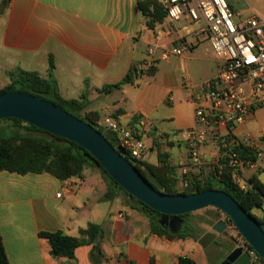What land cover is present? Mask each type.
Segmentation results:
<instances>
[{"label": "crops", "instance_id": "obj_1", "mask_svg": "<svg viewBox=\"0 0 264 264\" xmlns=\"http://www.w3.org/2000/svg\"><path fill=\"white\" fill-rule=\"evenodd\" d=\"M137 2L0 0V89L10 83V72L24 70L43 78H49L51 72L63 98L84 97V113H95L99 121L111 118L141 130L147 145L141 161L158 165L160 155H166L168 164L177 168L180 186L195 177L205 180L212 171L208 167L219 163V139L208 137L200 150L201 162L196 163L191 156L189 136L194 126L193 114L183 116L177 111L171 119L174 127L166 131L151 117L155 109L143 106L147 90L142 86L147 83V75H157L156 62L154 73L149 71L120 88H112L138 63L149 58L150 47L159 46L154 57L157 61L176 44L178 36L185 37L192 52L199 37L206 34L199 33L202 24L174 23L168 17L152 29ZM228 2L242 17L256 14L264 19L263 11L244 16ZM158 51L160 58L156 56ZM191 94L181 103L192 105ZM100 102L104 105L98 107ZM130 105L132 111L126 109ZM259 111L254 118L233 128L239 139L248 135L264 138ZM258 165L263 169L261 162ZM90 175L88 178L83 173L82 177L61 181L47 173L0 172V234L10 264H179L180 257H189L199 264L198 258L204 255L199 241L169 240L153 234L148 218L130 208L127 199L118 196L103 200L107 191L104 180L94 173ZM252 176L264 183V172L256 168L242 169L236 182L245 186ZM256 215L264 217V207ZM90 224L103 229L99 253L95 243H87L77 248L72 259L56 258L48 240L40 236L41 232L62 231L79 237L80 230Z\"/></svg>", "mask_w": 264, "mask_h": 264}, {"label": "trees", "instance_id": "obj_2", "mask_svg": "<svg viewBox=\"0 0 264 264\" xmlns=\"http://www.w3.org/2000/svg\"><path fill=\"white\" fill-rule=\"evenodd\" d=\"M137 7L147 19V26L154 28L157 23H162L167 17V11L159 0H138ZM54 69V63L50 60V71ZM151 74L155 69L150 70ZM10 83L0 89L4 92H25L40 99L56 104L73 114L74 116L91 124L101 132L108 141L116 147V136L114 133L106 134L103 128L98 127L99 121L95 113H84L87 102L84 97L80 100H67L59 92L57 81L51 76L43 78L35 72L17 70L9 73ZM131 71L120 84L112 88H120L124 83L132 82ZM111 88V87H110ZM6 121L7 125L0 128V172L8 171L19 175L47 173L53 177L68 181L73 177H82L88 166L97 167L102 172L107 184V191L103 200L110 201L118 196L129 198L130 208L137 210L149 220L150 230L153 234L166 236L169 240L192 238L199 241L190 216L186 213L180 217L183 219L181 229L173 233L167 225H162L160 219L162 214L126 192L116 183L105 171V169L93 158V156L81 146L66 138H62L44 132L38 135L36 126L28 124L17 118L0 119ZM236 152L247 156L249 151L243 147H236ZM218 165L210 172L205 180L198 178L189 179L180 186L177 168L168 164L167 156L160 155L159 164L151 165L141 160H135L134 166L141 172L158 191L172 195H188L199 193L205 190H221L231 195L244 209L256 219L264 230V217L256 215V212L264 207V183L256 176L247 180L245 187H242L234 179L235 168L230 164L228 156L222 151ZM130 159L129 157H127ZM186 184V185H185ZM228 223L234 225L228 218ZM40 236L47 239L51 246V254L56 257L74 258L78 247L95 243V251L100 249L98 242L103 236V229L100 225L90 224L86 229H81L79 237H72L62 231L41 232ZM258 255V254H257ZM259 256V255H258ZM262 264L263 259L259 256ZM0 264H10L3 239L0 234ZM179 264H197L189 257H180Z\"/></svg>", "mask_w": 264, "mask_h": 264}, {"label": "built area", "instance_id": "obj_3", "mask_svg": "<svg viewBox=\"0 0 264 264\" xmlns=\"http://www.w3.org/2000/svg\"><path fill=\"white\" fill-rule=\"evenodd\" d=\"M163 4L167 17L174 23L202 22L199 33L208 35L218 62L217 74L201 82L191 94L194 126L189 136L194 162H201V148L209 136H215L221 152L235 168L236 181L244 168H256L263 173L264 167L259 168L258 162L264 165V138L248 135L239 139L233 128L254 118L256 112L264 108V19L256 14L242 17L227 0H163ZM158 47H150L149 58L131 70L133 79L147 74L155 66ZM189 52L190 44L185 37L178 36L176 44L164 52L161 59H167L169 54L184 56ZM97 125L115 134L116 147H122L127 157L134 161L143 158L147 145L141 130L111 118L98 121ZM240 146L249 151L247 156L234 150ZM247 250L252 264H262L254 250Z\"/></svg>", "mask_w": 264, "mask_h": 264}, {"label": "water", "instance_id": "obj_4", "mask_svg": "<svg viewBox=\"0 0 264 264\" xmlns=\"http://www.w3.org/2000/svg\"><path fill=\"white\" fill-rule=\"evenodd\" d=\"M17 118L44 132L66 138L88 151L107 174L126 192L160 212V223L173 233L183 224L180 217L208 207L221 210L233 222L244 238L245 245L233 249L220 264H252L247 248L254 250L264 261V230L259 222L228 193L205 190L188 195H172L158 191L128 159L122 147L113 146L91 124L67 112L60 106L25 92L0 94V119ZM227 225L219 221L214 230L225 231Z\"/></svg>", "mask_w": 264, "mask_h": 264}, {"label": "rangeland", "instance_id": "obj_5", "mask_svg": "<svg viewBox=\"0 0 264 264\" xmlns=\"http://www.w3.org/2000/svg\"><path fill=\"white\" fill-rule=\"evenodd\" d=\"M230 1L235 9L244 13V16H249L256 12L260 13V11L264 12V0ZM201 24L202 22L198 23V25ZM156 56L160 58L161 51H158ZM156 63L158 67L157 75L155 77L147 75V83L142 86L147 90V97L143 102V106L149 110L155 109L150 114L153 120L157 125L161 124V127L166 131H171L174 127L171 119L175 117L177 111L183 116L193 114L194 117L193 104L185 105V103L181 102H184L188 93H192L193 89L198 87L201 82L215 76L218 62L215 59L214 46L208 36L204 34L199 37V43L191 53H187L184 56L169 54L167 59H159ZM138 82L140 83L141 81ZM164 98H166L165 103H162L161 101ZM168 99H170V103ZM96 105L101 107L104 105V102L97 103ZM126 109L131 110L133 106L130 105ZM145 111L147 112V110ZM258 114L259 117H262V124L264 126V109L259 111ZM101 115L103 116L104 113ZM5 125H7L6 121L0 122V128H3ZM105 132L108 134V131ZM209 168L214 170L212 165ZM83 173L88 178L91 177V173H94L104 180L102 172L97 167L88 166ZM105 185L107 188L106 182ZM32 191L33 193H38L30 189V192ZM122 197L129 200L126 196ZM190 220L196 229L199 243L204 250V255L198 258L199 264L221 263L224 256L229 252V249L236 248L244 243V238L235 226L228 223L226 214L215 207H208L192 212ZM219 221H223L227 225L225 231L222 233L214 230V225Z\"/></svg>", "mask_w": 264, "mask_h": 264}]
</instances>
